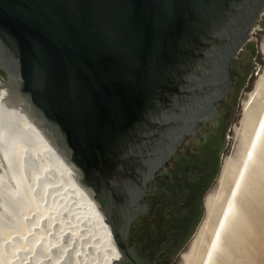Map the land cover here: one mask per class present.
Returning a JSON list of instances; mask_svg holds the SVG:
<instances>
[{"label": "water", "instance_id": "water-1", "mask_svg": "<svg viewBox=\"0 0 264 264\" xmlns=\"http://www.w3.org/2000/svg\"><path fill=\"white\" fill-rule=\"evenodd\" d=\"M263 40L264 0H0V88L22 101L97 206L116 246L110 264L135 263L126 238L147 210L146 181L215 113L235 64L240 87L226 97L231 113L204 196L216 188ZM0 189L14 192L1 156ZM203 213L171 264H181Z\"/></svg>", "mask_w": 264, "mask_h": 264}, {"label": "bare ground", "instance_id": "bare-ground-1", "mask_svg": "<svg viewBox=\"0 0 264 264\" xmlns=\"http://www.w3.org/2000/svg\"><path fill=\"white\" fill-rule=\"evenodd\" d=\"M234 131L239 145L223 162L218 184L206 196L205 220L181 254V264H227L231 261L227 243L236 246L232 242L236 238L239 245L240 229L248 231L249 216L236 197L249 186L254 193L264 188V73L247 95L240 127ZM0 156L14 190L0 189V264H55L64 252L59 235L68 228L60 231L56 226L61 227L66 212L72 219L66 236L78 234L84 229L78 223L83 225L100 242L104 264H110L116 246L97 206L90 204L74 171L5 84L0 88ZM221 253L225 256L219 261Z\"/></svg>", "mask_w": 264, "mask_h": 264}, {"label": "flooded vegetation", "instance_id": "flooded-vegetation-1", "mask_svg": "<svg viewBox=\"0 0 264 264\" xmlns=\"http://www.w3.org/2000/svg\"><path fill=\"white\" fill-rule=\"evenodd\" d=\"M237 69L234 64L229 88L215 113L184 134L173 153L146 181L147 210L132 221L126 238L135 258L133 264H171L197 222L204 193L216 176L220 138L231 113L226 97H235L240 87ZM0 73V80L5 82Z\"/></svg>", "mask_w": 264, "mask_h": 264}, {"label": "rangeland", "instance_id": "rangeland-1", "mask_svg": "<svg viewBox=\"0 0 264 264\" xmlns=\"http://www.w3.org/2000/svg\"><path fill=\"white\" fill-rule=\"evenodd\" d=\"M263 47H264V40L259 42V51L261 52L264 58V54L262 50ZM263 73H264V64L261 67L260 73H258L256 78L253 80L254 82L252 84V88L249 91H242V95H245L247 98V95L253 90L256 80L259 79L260 75H262ZM246 98L241 97L239 99V104L241 107V115L239 116L236 122H232L231 130L234 134V137H233V141H232L228 155L222 158L219 173L216 178L217 184H218V179L220 176L223 162L225 161V159L235 155V152L239 145L238 143H239L240 138L237 137V134L235 133L234 130H235V127L237 128L240 127V121H241L242 114H243V105H244V101ZM258 99H260V97L257 96V100ZM236 124H238V126H236ZM214 189L215 188H212L208 192H206L204 196V201L206 199L207 194L209 192H212ZM247 189L248 190L245 192L246 193L248 192L247 193L248 195L244 192L246 195L241 194V198L240 196L237 195L236 199H237V205L239 206V208L246 214L247 218L249 216L248 221L250 225L248 227V231H245L244 228L240 229L239 236H241V239H240L241 241L239 245H237L236 238L232 240V242H236V246H233V243L230 246V242L227 243V239L224 238V244L227 243V245H229L231 249V254H230L231 261L228 262L227 264H264V188L261 189L259 193L252 192L250 186ZM226 190H227V187H226ZM203 208H204V205H203ZM70 214L71 213L66 212L65 215L62 216V219L60 220L61 227L60 225H58V227L56 226V228L58 229L60 228V231L63 230L66 226L68 227L62 232L64 234V235L62 234V236H66V232H69L71 230L69 229L71 228L69 223L72 222V219L70 218ZM205 215L206 214H205V208H204L203 216L201 218L200 223L198 224L196 228V232L193 235L192 239L198 235L200 227L202 226V222L205 220V217H206ZM213 222H214V219H211L210 224H213ZM77 226H79L80 228L83 227L84 229H79L78 234L75 233L72 236L70 235L68 237L66 236L67 237V238L65 237L66 240L63 239L64 237L59 235V239L63 241L62 246H63L64 252H62L63 250L61 251L62 256L61 254L58 255L57 257L58 261H56L55 264H104L105 257L103 258L102 256L103 251L100 250L101 248L100 242L97 240V237L95 236V234L90 235L91 232L88 233L87 232L88 230H85V227L83 225H79V223ZM69 247L70 248L72 247L71 250L69 251L71 255H69V252L67 251L70 249ZM183 252L184 251L179 253V258ZM223 255L221 253V255L219 256L220 258L219 261H221V258H224Z\"/></svg>", "mask_w": 264, "mask_h": 264}]
</instances>
